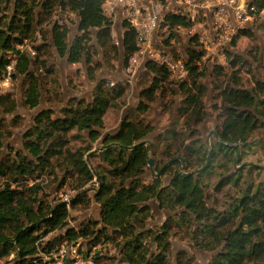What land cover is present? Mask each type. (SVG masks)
Instances as JSON below:
<instances>
[{
  "label": "clouds",
  "instance_id": "9594fccd",
  "mask_svg": "<svg viewBox=\"0 0 264 264\" xmlns=\"http://www.w3.org/2000/svg\"><path fill=\"white\" fill-rule=\"evenodd\" d=\"M5 2L0 0V10ZM250 2L97 0L95 19L83 25L82 9H62L57 4L39 24L34 22L24 42L15 45L18 51L0 48V55L12 57L0 67V96L8 97L0 104V158L7 153L10 164L21 166L31 161L30 169L34 170L24 184L13 183L18 173L9 172L0 177V187L6 182L25 192L23 203L31 207L41 225L37 250L69 227L79 233V222L92 219L100 221L95 228L107 229L96 247L101 256L114 257L107 264H120L125 253H130L120 249L137 238L143 247L131 253L132 260L125 257L123 264H144L143 258L168 241H178L189 255L200 249L211 258L219 247L215 238L208 246L183 230L176 235L168 233L159 241L155 238L164 231L165 212L187 210L195 215L189 208L194 194L183 202L175 197L167 199L175 191L170 181L178 173L190 174L203 193L212 192L224 175L234 173L233 180H239L225 188L227 195L222 194L218 203L201 197L196 211L203 205L223 212L234 200L239 202L249 183L253 190L248 195L264 184V88L257 83L264 84V8L253 5L249 10ZM7 12L10 14L12 8ZM169 12L187 16L183 23H171L165 19ZM244 26L253 34L238 33ZM0 28L7 32L6 25L0 24ZM101 30L108 32L104 41L95 34ZM133 30V41L122 44L126 33ZM54 31L65 33L63 55L56 45L40 50L35 47L50 41ZM73 33L81 38L80 50L68 60ZM197 33L196 39H189ZM185 46L195 48L200 55H190ZM21 54L31 59L21 63ZM235 54L240 59L233 64ZM148 59L154 66L146 64ZM216 65L221 68L218 73L213 71ZM50 66L51 73L46 71ZM30 71L34 80L28 79ZM245 92L247 96L242 95ZM17 114L20 119L12 123ZM57 116L76 123L67 132L60 131L54 123ZM174 120L176 135L160 143L153 141V147L148 148L146 142ZM26 132L29 135L24 136ZM58 137L68 142L58 155L46 156L48 146ZM17 149H21L19 156ZM149 160L156 163L150 166ZM61 177H66V183L57 188ZM101 184L106 187L98 199ZM77 193H86L81 211L68 207L55 226L39 220L41 199L45 201L43 214L51 216V207L70 202ZM33 195L35 199H29ZM161 198L164 207L159 217H153L151 209L141 211L145 204L160 203ZM109 201L115 203L110 206ZM22 222L33 221L23 217ZM46 228L47 234L40 235ZM10 239L15 245L14 236ZM88 239L91 237L77 235L71 242L65 240L59 255H75L82 245L86 249ZM18 252V247L10 250L0 257V264H16ZM169 261L175 264L173 257ZM86 264H93L92 257ZM192 264L208 261L196 256ZM242 264H264V259L245 257Z\"/></svg>",
  "mask_w": 264,
  "mask_h": 264
},
{
  "label": "trees",
  "instance_id": "16d2710c",
  "mask_svg": "<svg viewBox=\"0 0 264 264\" xmlns=\"http://www.w3.org/2000/svg\"><path fill=\"white\" fill-rule=\"evenodd\" d=\"M9 2H11L12 6L10 17L7 18V15H5V9L2 11L0 10V24L6 25L7 27V32H5L4 28H0V48L12 50H15V45L33 30L34 22L39 24L42 17L45 14H50V10L57 4L62 9H82L81 16L83 19L81 20V25L86 21L94 20L97 9V0H6L5 3ZM37 4L39 7H37ZM249 4L250 6L255 5L257 9L264 8V0H251ZM6 18L8 21H5ZM165 19L169 20L171 23H183L185 16L167 15ZM124 23L127 24L126 22ZM54 27L58 29L59 26L56 25ZM17 32H19V35H14V33ZM238 33L251 35L245 28L238 29ZM95 34L100 41H104L108 38V32L106 30L98 31ZM64 35L65 33L54 31L50 41L35 47H37V50H40L47 49L51 45H56L63 55L65 47L63 42ZM134 37L135 31L133 30L131 33H126V41H121V43H131ZM80 39V37L75 36L70 42L71 47L67 49L68 60H72L78 55L80 50ZM194 39H196V36L190 40ZM187 51L190 55H200V53L196 52L195 48H187ZM235 55L236 59L232 61L233 64L240 59L238 54ZM6 57V55H0V67H3V65L6 64ZM30 59L31 57L25 58L22 54L20 55L21 63L26 64L27 60ZM124 62L126 63V59ZM244 62L248 63L246 60ZM33 63H36V61H33ZM146 64L148 66H154L153 61L151 60H147ZM213 70L218 73L221 71V68L219 65H216ZM46 71L51 73L52 67L50 66ZM28 79L34 80L31 71L28 73ZM257 83L259 87L264 88V84ZM24 85L25 81L22 82V89L24 88ZM242 95L247 96V93H242ZM7 100V96H0V104H4ZM65 111L70 112L71 109H66ZM178 111H183V109ZM229 114L231 115V110H229ZM251 115L252 112L249 111L248 116L250 117ZM2 120L3 117H0V121ZM54 123L58 130L67 132L68 129L76 123V120L57 116ZM252 127L255 128L256 125L252 124ZM89 134L91 135V133ZM161 134H163V140H167L169 137H174L176 135L175 128L171 127L168 130H163L162 133H159L155 138L159 142L162 139ZM27 135H29V132L24 133V136ZM67 142L68 141L64 138L58 137L53 144L48 146L45 155H58L59 151L63 148V145ZM152 147L153 141H151L148 148ZM20 152L21 149L16 150L17 156L20 155ZM37 158L39 159V157ZM179 159L180 158L177 157V160ZM9 160L10 157L7 153L0 158V177L6 176L9 172H16L18 175L14 177L13 183H26L27 176L34 171L30 169L32 162L27 161V164L21 166L20 164H10ZM25 160H27L26 157ZM41 160L42 163L46 162L44 158H41ZM165 167H167V165H165ZM253 167L257 166L253 165ZM161 171H163V169H161ZM233 176L234 173L222 177L215 185L214 189L219 191L226 184H238L239 180L237 179L234 181ZM36 178L39 179V175H37ZM64 183H66V177H61L58 188L63 186ZM170 183L175 187V191L171 193L167 199L171 200L175 197L177 202H183L187 199L189 194H194L195 199L189 204V208L193 209L195 215L193 216L187 210H181L178 213L168 212L171 214L167 216V220L163 225V233L155 238L157 241L161 240L162 236H166L168 233L175 234L183 230L186 234L190 235L192 239L205 246H208V242L215 238V243L219 244V247L208 264H242L245 257L264 259V184L257 188L253 195H248V193H251L253 190V185L249 184L245 190L246 194L239 199L238 203L234 200L233 204L229 205V209H226L223 212H216L215 208H204L203 205H200V210L196 211V201L201 197L210 200V195L208 193H203L200 188L194 184L190 174L182 175L178 173L172 178ZM105 187L104 184L100 185V190L96 193L98 199L102 198L104 195L103 190ZM28 191L32 192V189H29ZM85 196L86 193H77L71 198L70 202L61 201L60 203H57L50 209L52 212L51 216L43 214L45 201L41 199V215L39 220L50 226H55V224L67 214L68 207H71L73 210L81 211V205L84 203L83 198ZM24 197L25 192L23 190L13 188L6 182L3 187H0V257L7 256L10 253V250L18 247L19 252L17 253L18 259L16 260V264H52L54 261L51 255L52 251L58 249L63 243H65V240L71 242L77 238V235H80L83 237H91V239L87 240L89 247L84 257H87L90 254L92 257L93 253L94 264H107L108 261L114 259L113 256H101L99 252H96V247L99 244L101 236L106 233L107 229L105 226L95 228V225H98L100 222L92 220H89L84 225H80L79 233L76 232L75 228L69 227L62 236L53 237L51 240L46 241L42 246H39L37 250L35 241L40 238L37 233L39 232L41 225L33 215L31 207L23 203ZM29 199H35V196H30ZM114 203L115 201H109L110 206ZM158 204L162 209L164 207V198H161V202ZM148 208L149 206L145 204L141 208V211H146ZM109 215H114V213H109ZM23 217H27L33 222L25 224L22 222ZM237 217H239L238 220ZM93 229H95L94 235ZM47 231L48 229L46 228L43 233H40V235H46ZM114 231L116 230L114 229ZM146 231L150 234L152 229H147ZM10 235L14 236L15 245L13 244L12 239H10ZM140 235L143 236L144 233H141ZM170 246L171 241L165 242L162 247L158 244V251L154 249L149 258L142 257L144 259V264H170ZM142 247V241L140 243L139 238H137L136 242L129 241L126 243L120 251L125 252L126 249H129L130 253L126 252L125 257L128 260H132L131 253L135 254L140 252ZM44 255L47 259L44 258ZM125 257L121 258L120 264H123ZM174 260L175 264H192L193 262V258L184 249L176 252Z\"/></svg>",
  "mask_w": 264,
  "mask_h": 264
},
{
  "label": "rangeland",
  "instance_id": "374dc122",
  "mask_svg": "<svg viewBox=\"0 0 264 264\" xmlns=\"http://www.w3.org/2000/svg\"><path fill=\"white\" fill-rule=\"evenodd\" d=\"M9 7H11L12 8V6H11V2H9V3H4L3 4V9L2 10H4L5 12V15H7V18L8 17H10V14L7 12V9L9 8ZM1 10V11H2ZM1 14V13H0ZM211 15V14H210ZM7 18L5 19V21H8L7 20ZM243 28H245V29H247L249 32H250V34L252 35L253 34V31H252V29L250 28V27H248V26H244ZM199 34L197 33L196 34V36H198ZM75 37V33H73V35H72V37L70 38V41L69 42H71L72 40H73V38ZM190 39V38H189ZM22 42V40L20 41V42H18V43H21ZM16 50V49H15ZM185 51H187V46H185V49H184ZM170 51H175V49H171ZM239 55V54H238ZM248 62V61H247ZM258 67H259V65H258ZM214 69V68H213ZM214 71V70H213ZM210 75H211V73H210ZM22 82H23V80L21 81V87H22ZM20 119V115L19 114H17V116L14 118V120H12V123H16V121L17 120H19ZM174 124H175V120L173 121V125H170V126H168V127H166V128H164L163 130H168L169 128H171V127H174ZM163 130H161L160 132H158L155 136H153V138H152V141H155L156 143H160L161 141H163V134H161V141L159 142L158 140H156L155 138H156V136L159 134V133H162V131ZM16 139L17 140H19V139H21V136H20V134H18L17 135V137H16ZM150 143H151V141H150ZM156 163V161H154V160H152V165H154ZM227 175H224V176H222V177H226ZM219 182V181H218ZM218 182H216L215 184H214V186H213V189H212V192H209L208 194L210 195V200H212L214 203H218L219 202V199H220V197H221V195L223 194V195H227V193L224 191L225 190V188L229 185V184H226L225 186H223L219 191H216L215 189H214V187H215V185L218 183ZM230 184H232V183H230ZM249 184H251V183H249ZM248 184V185H249ZM57 188H58V185H57ZM56 189H53V191H55ZM147 206H149V208L148 209H151V214L153 215V217H159L160 215H161V212H162V210H163V208L161 209L160 207H159V204L158 203H156V202H152L151 204H146ZM75 211H78L79 212V210H75ZM171 213H168V212H165L164 213V215H166V216H169ZM74 219H75V217H73ZM89 220H92V219H88L87 221H85L84 219H82L80 222H79V225H78V227L80 226V225H84V224H86ZM92 221H97V222H100L99 220H92ZM176 234H178V233H175V234H173V235H176ZM181 239H183V237H181ZM64 244L65 243H63L58 249H56V250H54V251H52V258H53V262H52V264H57V261H60L62 264H68V263H71V262H73V261H77V264H86V262H87V259L89 258V257H91V254L89 255V256H87V257H84V255L86 254V252H87V249H88V247L86 248V249H84V246L82 245L81 247H79V248H76V252L78 253V257H80V259H78L77 257H74V256H60L59 255V253H60V248L62 247V246H64ZM74 247H75V245H74ZM181 249H184V250H186L187 251V249L185 248V247H183L178 241H171V246H170V251H171V255H170V257H175V254H176V252L178 251V250H181ZM188 252V251H187ZM215 253V252H214ZM189 254V253H188ZM43 255V254H42ZM107 257H110L109 255H107V254H105ZM192 258H193V261L196 259V256H200L203 260H207L208 262L210 261V259H209V257H208V254L206 253V252H204V251H202V250H200V249H197L196 250V252L195 253H193L192 255H190ZM213 256V255H212ZM211 256V257H212ZM93 257H94V255H93V253H92V259H93ZM44 258H46V256L44 255ZM94 261V260H93ZM105 262V261H104ZM93 264H94V262H93Z\"/></svg>",
  "mask_w": 264,
  "mask_h": 264
},
{
  "label": "built area",
  "instance_id": "2783aa9c",
  "mask_svg": "<svg viewBox=\"0 0 264 264\" xmlns=\"http://www.w3.org/2000/svg\"><path fill=\"white\" fill-rule=\"evenodd\" d=\"M248 8H249V10H251L252 9V6H250V4H248ZM213 11H218V8L217 9H213ZM251 14V13H250ZM167 15H179V13L177 12V13H173V12H169V13H167L166 14V16ZM165 16V17H166ZM184 16L186 17L187 16V13H185L184 14ZM124 22H126L127 23V21H124ZM241 28H243V27H241ZM135 31V30H134ZM196 36V35H195ZM195 36H193V37H195ZM193 37H191V38H193ZM197 37V36H196ZM24 42V39L22 40V42L21 43H18V44H22ZM7 58V62H6V64L7 63H10L11 62V59H12V57H6ZM148 60H151V59H148ZM152 61V60H151ZM71 256H74V257H77L78 258V253L76 252L75 253V255H71ZM57 264H62L60 261H57ZM68 264H77V261L75 260V261H73V262H71V263H68Z\"/></svg>",
  "mask_w": 264,
  "mask_h": 264
},
{
  "label": "water",
  "instance_id": "95a60500",
  "mask_svg": "<svg viewBox=\"0 0 264 264\" xmlns=\"http://www.w3.org/2000/svg\"><path fill=\"white\" fill-rule=\"evenodd\" d=\"M146 143L148 144V147H149V145H150V141H147ZM149 165H150V166L152 165V160H149Z\"/></svg>",
  "mask_w": 264,
  "mask_h": 264
},
{
  "label": "crops",
  "instance_id": "0c3cea01",
  "mask_svg": "<svg viewBox=\"0 0 264 264\" xmlns=\"http://www.w3.org/2000/svg\"><path fill=\"white\" fill-rule=\"evenodd\" d=\"M118 27H119V25H118ZM194 38V37H193ZM190 39H191V37H190ZM63 65H61V67H62ZM65 92L67 93V89L65 90Z\"/></svg>",
  "mask_w": 264,
  "mask_h": 264
}]
</instances>
